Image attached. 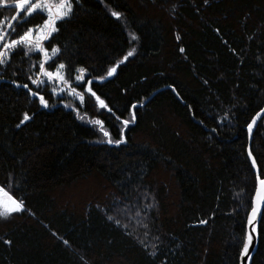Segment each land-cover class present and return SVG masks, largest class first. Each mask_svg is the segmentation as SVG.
I'll use <instances>...</instances> for the list:
<instances>
[{"label":"trees","instance_id":"trees-1","mask_svg":"<svg viewBox=\"0 0 264 264\" xmlns=\"http://www.w3.org/2000/svg\"><path fill=\"white\" fill-rule=\"evenodd\" d=\"M90 1L94 7L74 0L70 17L42 42L49 53L59 49L46 69L66 65L82 106L30 83L38 52L16 49L0 67V187L23 201L0 219V264H239L256 187L246 128L264 106V0ZM13 14L0 8V17ZM42 16L13 22L8 38ZM82 20L95 23L99 42L115 31L127 46L106 61L93 53L77 82ZM25 83L48 107L16 87ZM117 116L130 121L119 146L87 123L101 120L119 139ZM250 151L263 178L264 116ZM251 264H264V208Z\"/></svg>","mask_w":264,"mask_h":264},{"label":"snow or ice","instance_id":"snow-or-ice-1","mask_svg":"<svg viewBox=\"0 0 264 264\" xmlns=\"http://www.w3.org/2000/svg\"><path fill=\"white\" fill-rule=\"evenodd\" d=\"M78 2V0H75ZM103 2V0H101ZM207 2V0H205ZM74 0H0V8H3L8 11L14 10V14L11 16L10 20L7 17H0V25L7 24V28L0 27V67H5L9 64L12 55L14 54L16 49L23 50V56L29 57L31 53L38 52L40 54L39 61V72L35 73L34 76H29L28 80L30 83L37 88H40L44 85V77H46L49 83L54 84L51 92L52 95H58L59 91L67 90V94L72 96L74 99H78L81 103V106L84 104L85 97L81 94V92L77 91L76 87H72L69 84V78L65 77V69L66 65L64 63H59L56 65L55 71H50L46 69V64L52 57L56 56L59 52V49L55 46L51 48V55L49 54L48 49L43 45V41H46L51 37V35L58 31L57 22L67 19L70 17L73 10ZM111 11V10H110ZM43 13L46 15V18L41 17L43 22L42 24L34 25L28 27L22 34H19L16 38H8L10 33L15 31V26L13 22H26L29 17L33 14ZM21 14H23V20H21ZM111 15L116 19L121 18V13L117 11H111ZM131 40H136L137 37L135 34H130ZM183 51V49H181ZM134 50H130L123 57L119 63H123L129 57L133 56ZM75 80L80 82L84 78V74L86 69L82 67L76 68ZM116 72V66L109 67L107 70V77L113 76ZM106 77L100 76L98 77L99 81H103ZM15 83V82H13ZM88 83H92V81H88ZM16 87H23L28 89V95L32 97H38L41 106L48 107V101L45 99L43 95H39L37 91H33L29 88V84L25 83L23 85L16 84ZM175 91V89H173ZM85 92H88L91 96L95 97L97 104L101 108H105L106 105L104 101L100 99L96 95L95 92L91 90V88L85 87ZM65 108H71L72 112L77 114V119L83 120L84 117L80 115L77 107H73L71 104H65ZM135 107V106H133ZM261 112H264V109H261ZM260 115L258 112L256 116L253 117L252 122L248 123L247 127L249 133L251 134L253 125L256 122V118ZM133 114V120H134ZM29 119L27 114L24 115L23 119L20 121V124H23L26 120ZM117 120L120 121V124L123 125V128L120 130L119 139H113L110 132L104 130L103 124L101 120H87V123L90 125H100L101 127L97 129L100 131L105 137L106 143L112 145L115 144L119 146L122 143H126V137L124 135V128H126L129 124V120H120V117H116ZM17 125V127L20 126ZM249 158L252 159V153L249 151ZM252 167L256 168L257 165L255 160L252 161ZM257 186H256V195L252 201L251 211L247 214V226L248 231L244 232L242 246L240 249V258L243 260L245 256L248 259H251L250 256V246L253 242L254 234H257V228L254 223L257 217V213L260 212V208L257 206V202L264 203V179H261L259 172L256 177ZM23 201L17 200L13 197L12 194L9 193L4 187H0V219H5L9 217L12 213L19 212L22 210ZM146 207L150 208L151 204L146 205ZM109 219H112L110 216ZM201 223H205V221H201ZM5 243H10L5 240Z\"/></svg>","mask_w":264,"mask_h":264},{"label":"rangeland","instance_id":"rangeland-1","mask_svg":"<svg viewBox=\"0 0 264 264\" xmlns=\"http://www.w3.org/2000/svg\"><path fill=\"white\" fill-rule=\"evenodd\" d=\"M81 1L83 3L89 5V6L94 7V5L91 3L90 0H81ZM80 24H81L82 28L84 29L87 37H86V42L82 46L81 56H80L79 61H78L79 67L87 59H89L91 57V55L95 52L101 53V55L103 56V60L106 61L111 54L116 53L118 51H123L127 46V42L122 38V36L120 34H118L115 31H113L109 34V38L106 42H99L98 40H96L93 37L94 29H95V23L82 20V21H80ZM49 54L51 55V52ZM53 71H55V70H53ZM43 79H44L45 83L42 86L43 87H49L50 86L49 89L51 91L52 87H54L55 85L52 83H49L47 81L46 77H44ZM79 92H81V91H79ZM63 94H67V90L61 92L58 89V95H55V96L53 95V96L59 97V96H62ZM81 94L83 95L82 92H81ZM74 100H76L78 103H80V101L78 99H74Z\"/></svg>","mask_w":264,"mask_h":264},{"label":"water","instance_id":"water-1","mask_svg":"<svg viewBox=\"0 0 264 264\" xmlns=\"http://www.w3.org/2000/svg\"><path fill=\"white\" fill-rule=\"evenodd\" d=\"M264 109V106L263 108ZM258 113V112H257ZM256 113V114H257ZM260 115L256 118V122L254 123L253 125V129H252V132L251 134L249 133V130H248V127L246 128V131H247V140H248V145H247V150H246V154H247V158H248V161H249V164L254 172V174L256 175L257 177V173L259 172L258 170V167L256 168H253L252 167V161L255 160L254 157L252 156V159L249 158V151H250V141L252 139V135H253V132L256 128V125L258 124V122L260 121V119L264 116V112H261V110L259 111ZM256 114L254 116H256ZM253 116V117H254ZM252 117V119H253ZM252 119L250 122H252ZM256 163V162H255ZM261 179H264V176L263 178ZM256 186H257V181H256ZM256 195V187H255V191H254V194H253V197H252V201H253V198L255 197ZM23 206V205H22ZM257 206L260 208V212L257 213V217H256V220L254 221L255 225H256V228H257V233H258V227H259V223H260V220H261V216H262V212H263V208H264V203L262 202H257ZM251 207H252V204H251ZM251 211V210H250ZM246 231H248V226H247V223H246ZM257 246H258V235L257 234H254V237H253V242H252V245L250 246V256H251V259L249 260L247 256H245L243 258V260L240 258L239 256V264H251V261H252V258L257 250Z\"/></svg>","mask_w":264,"mask_h":264}]
</instances>
